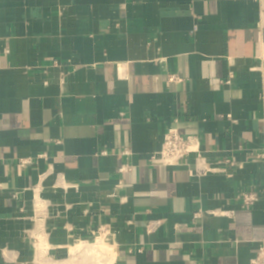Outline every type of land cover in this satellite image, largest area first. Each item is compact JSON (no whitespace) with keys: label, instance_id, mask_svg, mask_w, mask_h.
<instances>
[{"label":"crops","instance_id":"crops-1","mask_svg":"<svg viewBox=\"0 0 264 264\" xmlns=\"http://www.w3.org/2000/svg\"><path fill=\"white\" fill-rule=\"evenodd\" d=\"M171 127L226 172L151 165ZM0 182V264H251L264 0H0Z\"/></svg>","mask_w":264,"mask_h":264},{"label":"built area","instance_id":"built-area-1","mask_svg":"<svg viewBox=\"0 0 264 264\" xmlns=\"http://www.w3.org/2000/svg\"><path fill=\"white\" fill-rule=\"evenodd\" d=\"M179 76L176 74L169 75L168 82L176 83ZM229 83V80L226 81ZM161 149L154 152L149 163L151 165H165L170 167H181L185 165V160L191 156H194L196 169L195 174L205 175V173L212 172H226V168L222 167L221 161L218 163H211L208 157L204 154L200 140L197 136L186 134L182 132L181 129L177 127H171L164 135L163 143ZM130 151L128 149L124 150L123 155H129ZM40 157H46V155H41ZM30 163V158L23 160L22 164L26 165ZM204 165L199 167V164ZM230 168H237L238 164L232 162L231 160L225 161ZM132 166L129 164H124L120 169L121 173L130 171ZM3 184L0 182V193L3 190ZM238 201H241L242 206L255 205L259 201V196L255 192H242L237 196ZM202 211L194 215V219L197 220L201 218ZM251 264H264V238L260 240L258 251L251 260Z\"/></svg>","mask_w":264,"mask_h":264},{"label":"bare ground","instance_id":"bare-ground-1","mask_svg":"<svg viewBox=\"0 0 264 264\" xmlns=\"http://www.w3.org/2000/svg\"><path fill=\"white\" fill-rule=\"evenodd\" d=\"M102 235L103 236H107V234H105V233H97V236H96L97 240H95L93 243H89L88 244V243L82 242L80 244L75 245L74 247L71 248V255L73 256V255H76L77 253L80 255L81 252L85 253L86 251H88L90 249L93 252L95 251V252L100 253V255H102L101 257L104 258L103 263H105V264H113L114 263L113 260H114V257H115V253L109 247L108 243L105 242V240L103 238H101ZM92 251H90V252H92ZM79 255H77L76 257H78ZM82 255H83V253H82ZM98 255H96V256H98ZM88 256L89 255H87L86 257H88ZM96 261H98V260H96Z\"/></svg>","mask_w":264,"mask_h":264},{"label":"rangeland","instance_id":"rangeland-1","mask_svg":"<svg viewBox=\"0 0 264 264\" xmlns=\"http://www.w3.org/2000/svg\"><path fill=\"white\" fill-rule=\"evenodd\" d=\"M96 239H94V240H92V241H90V243H93L94 241H95ZM95 252V251H94ZM82 254V253H81ZM100 255V253H98V252H96V254H95V256L96 255ZM102 258V257H101ZM102 260V259H101ZM94 261H96V260H94ZM97 262V264H103V261H100V260H98V261H96ZM100 262V263H99Z\"/></svg>","mask_w":264,"mask_h":264}]
</instances>
